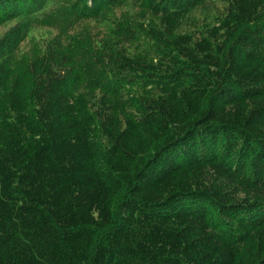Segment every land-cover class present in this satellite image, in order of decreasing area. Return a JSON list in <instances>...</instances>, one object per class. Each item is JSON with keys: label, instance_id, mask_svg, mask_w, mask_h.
<instances>
[{"label": "trees", "instance_id": "trees-1", "mask_svg": "<svg viewBox=\"0 0 264 264\" xmlns=\"http://www.w3.org/2000/svg\"><path fill=\"white\" fill-rule=\"evenodd\" d=\"M0 25V264H264V0H0Z\"/></svg>", "mask_w": 264, "mask_h": 264}, {"label": "rangeland", "instance_id": "rangeland-1", "mask_svg": "<svg viewBox=\"0 0 264 264\" xmlns=\"http://www.w3.org/2000/svg\"><path fill=\"white\" fill-rule=\"evenodd\" d=\"M83 27H84V25H83ZM83 27L77 26L76 27V32H79V31H81L82 33L85 32V33H87L86 36H90V35L93 34V33H91L93 29H89V28H86V27H85V29H83ZM2 30H4V26L0 25V32ZM43 46L44 45L42 44V42L40 40L27 38L22 43L21 49L19 50L18 55L21 58L27 59V61H30V59L32 57H34L36 54H38V52H40V50L42 49L40 47H43Z\"/></svg>", "mask_w": 264, "mask_h": 264}]
</instances>
